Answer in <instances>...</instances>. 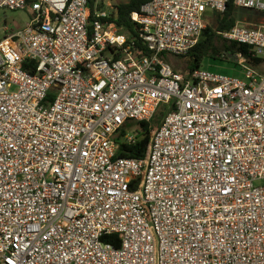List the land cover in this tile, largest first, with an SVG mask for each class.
<instances>
[{
  "label": "built area",
  "instance_id": "built-area-1",
  "mask_svg": "<svg viewBox=\"0 0 264 264\" xmlns=\"http://www.w3.org/2000/svg\"><path fill=\"white\" fill-rule=\"evenodd\" d=\"M227 3L149 0L130 34L112 0H0L29 11L0 32V264H264V73L166 62ZM221 36L264 66V26ZM159 108L145 157H116Z\"/></svg>",
  "mask_w": 264,
  "mask_h": 264
},
{
  "label": "trees",
  "instance_id": "trees-1",
  "mask_svg": "<svg viewBox=\"0 0 264 264\" xmlns=\"http://www.w3.org/2000/svg\"><path fill=\"white\" fill-rule=\"evenodd\" d=\"M114 6L116 13L109 18V21L123 30L134 34L133 23L130 16L133 12H138L140 7L149 0H115ZM237 8L234 0H228L226 9L223 12H215L206 21L205 28L202 30L201 36L197 44L184 56L175 57V59H185V68L179 71L182 74H189L195 69H204L203 63L206 60L223 61L221 55L223 53L238 54L245 59L246 64L259 66L262 61L250 57L249 47L245 44L227 41L222 38V34L234 27L239 19L237 17ZM253 11V9H241ZM163 114V108L154 115L151 123L144 121L131 122L126 124L118 135V148L116 157L123 158H143L146 155L147 144L149 141V133L156 125L157 121ZM135 133V141L132 144H127L121 141V137L127 132ZM105 241H111L117 245V236L110 235L103 238Z\"/></svg>",
  "mask_w": 264,
  "mask_h": 264
},
{
  "label": "rangeland",
  "instance_id": "rangeland-1",
  "mask_svg": "<svg viewBox=\"0 0 264 264\" xmlns=\"http://www.w3.org/2000/svg\"><path fill=\"white\" fill-rule=\"evenodd\" d=\"M112 1L116 3L115 0ZM208 15H210L209 12H207V16ZM237 17L239 19V23L247 27L264 24V13L256 10L247 11L237 9ZM28 19L29 11H10L6 9L0 10V32H2L3 27L19 29L28 21ZM221 59L223 61L206 60L203 63V68L210 72L224 76L245 79V69L238 63V59L235 55L223 53L221 55ZM166 62L177 71H181L183 68H185V59H175L173 57H168ZM250 66L254 68L256 72L264 73V66Z\"/></svg>",
  "mask_w": 264,
  "mask_h": 264
},
{
  "label": "crops",
  "instance_id": "crops-1",
  "mask_svg": "<svg viewBox=\"0 0 264 264\" xmlns=\"http://www.w3.org/2000/svg\"><path fill=\"white\" fill-rule=\"evenodd\" d=\"M261 25H264V24H260V25H257V26H261Z\"/></svg>",
  "mask_w": 264,
  "mask_h": 264
}]
</instances>
